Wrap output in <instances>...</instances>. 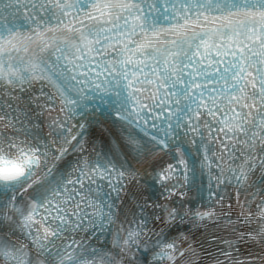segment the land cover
<instances>
[{
    "label": "snow or ice",
    "instance_id": "1",
    "mask_svg": "<svg viewBox=\"0 0 264 264\" xmlns=\"http://www.w3.org/2000/svg\"><path fill=\"white\" fill-rule=\"evenodd\" d=\"M0 264H264V0H0Z\"/></svg>",
    "mask_w": 264,
    "mask_h": 264
}]
</instances>
